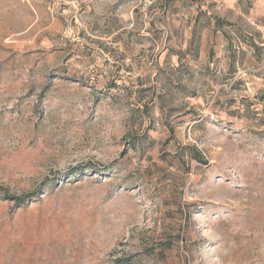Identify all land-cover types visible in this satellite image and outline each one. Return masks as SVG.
I'll return each mask as SVG.
<instances>
[{
    "label": "rangeland",
    "instance_id": "obj_1",
    "mask_svg": "<svg viewBox=\"0 0 264 264\" xmlns=\"http://www.w3.org/2000/svg\"><path fill=\"white\" fill-rule=\"evenodd\" d=\"M0 264H264V0H0Z\"/></svg>",
    "mask_w": 264,
    "mask_h": 264
},
{
    "label": "trees",
    "instance_id": "obj_2",
    "mask_svg": "<svg viewBox=\"0 0 264 264\" xmlns=\"http://www.w3.org/2000/svg\"><path fill=\"white\" fill-rule=\"evenodd\" d=\"M73 174H77V172H76V170L74 171V172H71L69 175H73ZM46 181H48V180H46ZM58 184L59 183H53L52 182V187H54V186H58ZM43 187V186H42ZM50 188H52L51 186H49ZM47 189L48 188H45V189H41V190H39L40 192L39 193H41V194H39V193H32V194H30V195H27V196H23V197H13V196H8L7 194H4L3 196H4V200H9V201H13V202H15L16 204H18V205H23V204H25L26 202H27V199H29L28 197H30V198H37V197H39L40 195H42V194H44V192H47Z\"/></svg>",
    "mask_w": 264,
    "mask_h": 264
},
{
    "label": "crops",
    "instance_id": "obj_3",
    "mask_svg": "<svg viewBox=\"0 0 264 264\" xmlns=\"http://www.w3.org/2000/svg\"><path fill=\"white\" fill-rule=\"evenodd\" d=\"M212 32L215 36H218L221 32H220V28H219V19H215V22H212Z\"/></svg>",
    "mask_w": 264,
    "mask_h": 264
}]
</instances>
